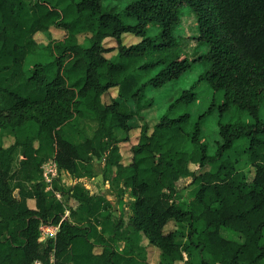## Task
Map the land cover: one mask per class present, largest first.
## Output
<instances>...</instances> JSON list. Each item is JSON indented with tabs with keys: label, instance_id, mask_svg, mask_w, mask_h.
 <instances>
[{
	"label": "trees",
	"instance_id": "trees-1",
	"mask_svg": "<svg viewBox=\"0 0 264 264\" xmlns=\"http://www.w3.org/2000/svg\"><path fill=\"white\" fill-rule=\"evenodd\" d=\"M184 6L196 16L193 37L208 47L192 59L177 48ZM52 25L70 35L48 46L50 61L28 71L27 58L40 45L35 35ZM79 33H89L86 45ZM127 33L141 40L127 45ZM108 37L117 43L116 59L106 56ZM195 61L204 66L198 82L224 92L216 148L203 132L215 103L196 119L169 113L197 100L192 87L153 126L141 125L125 163L120 143L135 117L132 102ZM112 88L117 94L106 103ZM263 108L264 0H0V128L15 138L0 144V264H264ZM86 119L95 121L91 134ZM93 156L104 158L106 179L130 188V234L113 223L108 199L82 182L71 188L79 207L68 216L46 189L45 161L54 158L82 178L93 173ZM243 156L255 168L252 180L239 167ZM182 178L191 181L180 187ZM170 221L177 227L167 231ZM42 223L58 224L56 235L40 240ZM142 234L160 249L158 262L146 261Z\"/></svg>",
	"mask_w": 264,
	"mask_h": 264
},
{
	"label": "rangeland",
	"instance_id": "rangeland-1",
	"mask_svg": "<svg viewBox=\"0 0 264 264\" xmlns=\"http://www.w3.org/2000/svg\"><path fill=\"white\" fill-rule=\"evenodd\" d=\"M29 2H33L35 0H28ZM183 17L181 19V23L175 33L179 36V45L177 48H183V52L188 54L192 59L196 53H204L207 51V46H201L197 38L193 36L198 34L197 24H196V16L194 13L190 12L189 6L183 7ZM160 29L157 27L154 30V33L157 34ZM70 33L65 28L52 25L48 32H38L35 35V38L39 41V48L33 54H30L26 61V68L29 71L30 68L36 62H48L53 58L52 53L48 50V46L50 44H54V42L67 38ZM89 36V33H79L77 34V40L84 45L87 44L86 39ZM141 39L134 34L127 33L123 37V42L127 45L135 44L139 42ZM105 44L114 45L117 44L114 40H108ZM107 56L111 59H116L118 57L117 49L114 51H110L107 53ZM204 66L201 62H194L191 69L186 71L181 77L167 82L164 86L160 88H151L148 90L146 95L139 102H132V107L135 111V117L131 121V129L128 132V139L122 140L120 143L121 150L123 153V161L125 163L129 162L131 159V146L137 142L138 137L141 132V125L145 122H148L151 126H153L161 117L162 114L168 112V109L172 102L176 100L178 96H180L181 92L185 89L194 88L198 93V98L193 103L183 106L178 105L172 108L169 112L171 115L176 116L179 113L190 112L192 114L193 119H196L198 115L204 111H206L213 103H215V110L209 114L203 124V132L205 139L209 143L211 149L216 148V140L220 139L219 135V111L218 105L224 99V92L214 91L207 82L202 81L198 82V78L200 73L203 71ZM117 94V88H113L110 91L106 92L103 95V100L106 103L111 101V98ZM263 118H264V108H263ZM143 116L142 118L140 116ZM247 118H250L248 115H243ZM231 119V114L226 113L223 117V121H229ZM86 124V132L87 134H91L93 128L95 126V121L86 119L84 120ZM122 133V132H121ZM125 134H122L123 137ZM15 141L12 132L8 128H0V144L3 146H9L13 144ZM21 151L18 150L15 153L14 161L15 166L18 165L21 159ZM103 157L93 156V173L90 176H84L79 178L78 180L83 181V183H87L88 189L91 194L94 195H104L108 201L110 202V210L113 215V223H117L120 226V230L124 235L132 233L129 228V220L132 214V204L134 202V198L131 194L130 188L126 187L123 182L115 181L114 183L110 182V180L106 179L104 176L105 171V160ZM193 169H197V165H191ZM239 167L244 169L247 174L248 180H252L255 168L248 161L246 156L242 157V160L239 164ZM212 166H206L201 168L203 171L205 169H211ZM52 183V188L49 190L53 196L59 199L65 206V216L70 215L71 209H77L79 207V201L73 197L71 193V188L75 184L71 181L69 177V173L65 171L64 173H60V176ZM191 181L190 178H182L179 180L178 184L180 187L187 185ZM15 196L20 198L19 190L15 191ZM30 206L35 207V199L30 198L28 200ZM176 222L170 221L166 225V230H171L176 228ZM222 232L225 236L235 237L240 239V235L230 229L223 230ZM51 233L47 230H43L41 233L40 240H47ZM144 239H140V244L144 246L145 249V259L148 262L156 263L160 260L161 251L158 247L152 245L149 242V239L146 238L144 234L141 235ZM119 249H124L127 245V240H120L117 243ZM176 264H186L185 260H178Z\"/></svg>",
	"mask_w": 264,
	"mask_h": 264
},
{
	"label": "built area",
	"instance_id": "built-area-1",
	"mask_svg": "<svg viewBox=\"0 0 264 264\" xmlns=\"http://www.w3.org/2000/svg\"><path fill=\"white\" fill-rule=\"evenodd\" d=\"M42 175H43V181L46 184V189L50 190L52 188V183L57 180V178L60 176V173H64L66 170L61 169L58 166V163L56 159L50 158L49 160L45 161L42 165ZM68 172V171H67ZM69 173V172H68ZM69 177L71 178V181L76 183V182H82L81 180H78L79 178H75L71 176L69 173ZM86 188H88L87 183H83ZM41 228V233L43 230H47L51 233V236H55L57 231L59 230V225L58 224H52V223H42L40 225ZM48 237V238H49ZM35 262H40V261H35ZM42 263V262H41ZM44 264V263H43Z\"/></svg>",
	"mask_w": 264,
	"mask_h": 264
},
{
	"label": "crops",
	"instance_id": "crops-1",
	"mask_svg": "<svg viewBox=\"0 0 264 264\" xmlns=\"http://www.w3.org/2000/svg\"><path fill=\"white\" fill-rule=\"evenodd\" d=\"M125 35V34H124ZM124 37V36H123ZM138 37V36H137ZM140 38V37H139ZM141 39V38H140ZM108 40H114L115 41V39H113V38H111V37H108L107 39H105V43L108 41ZM116 42V41H115ZM107 47H110V48H112L110 51H114V50H116L117 49V44H114V45H107V44H105ZM110 51H108V52H110ZM118 51V50H117ZM108 52H106V56H107V53ZM108 57V56H107ZM113 89V88H112ZM111 90V89H110ZM147 238V237H146ZM148 239V238H147ZM141 240H143L144 241V239L141 237ZM142 245V244H141ZM144 247V246H143ZM100 248H98L97 250H99ZM149 263H151V262H149ZM33 264H43V263H41V262H34Z\"/></svg>",
	"mask_w": 264,
	"mask_h": 264
}]
</instances>
